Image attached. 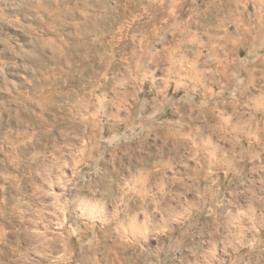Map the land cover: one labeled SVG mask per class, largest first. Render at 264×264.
<instances>
[{
    "label": "rangeland",
    "instance_id": "rangeland-1",
    "mask_svg": "<svg viewBox=\"0 0 264 264\" xmlns=\"http://www.w3.org/2000/svg\"><path fill=\"white\" fill-rule=\"evenodd\" d=\"M261 185L264 0H0V264H229Z\"/></svg>",
    "mask_w": 264,
    "mask_h": 264
},
{
    "label": "bare ground",
    "instance_id": "bare-ground-1",
    "mask_svg": "<svg viewBox=\"0 0 264 264\" xmlns=\"http://www.w3.org/2000/svg\"><path fill=\"white\" fill-rule=\"evenodd\" d=\"M184 73H193L195 74V78L199 77V70L196 65H191ZM180 83V79L175 78V89H180V87H177ZM164 84H167L166 79ZM167 91L165 93H167ZM174 99L176 100V98ZM183 99L184 98L177 99V101L179 102ZM210 137L211 135H204V140L209 143ZM201 172L206 173L205 166L202 168ZM207 179L210 180L211 177ZM261 181L263 180H260V182ZM261 186H263V190L260 189L262 191L258 192L252 188L253 190L250 189L249 193L246 192L248 195L241 194L247 200L245 201L248 205L244 204L245 206H240L238 204L237 209H231V212L227 214L225 210L220 215L216 212L215 218H212L210 221L213 224L215 223L217 230V234L214 232L211 233L214 239L217 237L219 229L223 228L229 234L228 237L230 238L231 247L229 264H264V185ZM241 195L236 194V199H240ZM218 255L217 253L216 256ZM216 258L218 260V257Z\"/></svg>",
    "mask_w": 264,
    "mask_h": 264
}]
</instances>
